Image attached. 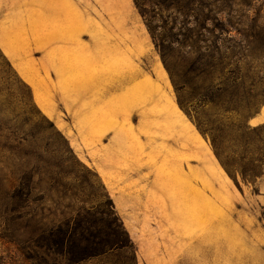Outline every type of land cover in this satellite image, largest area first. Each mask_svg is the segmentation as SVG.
Returning a JSON list of instances; mask_svg holds the SVG:
<instances>
[{"label":"rangeland","instance_id":"374dc122","mask_svg":"<svg viewBox=\"0 0 264 264\" xmlns=\"http://www.w3.org/2000/svg\"><path fill=\"white\" fill-rule=\"evenodd\" d=\"M0 111V264H264V165L211 144L264 163V0H0ZM106 195L128 249L69 261Z\"/></svg>","mask_w":264,"mask_h":264},{"label":"trees","instance_id":"16d2710c","mask_svg":"<svg viewBox=\"0 0 264 264\" xmlns=\"http://www.w3.org/2000/svg\"><path fill=\"white\" fill-rule=\"evenodd\" d=\"M1 56L6 59L2 53ZM6 62L8 67L12 69L9 61L6 60ZM5 79H7V81H11L9 76ZM25 86L28 89V102H33L31 90L27 85ZM197 126L202 133H206L200 127V124ZM11 132L13 135L21 137V140L18 143L19 145H21L23 141H27L30 136L21 126L17 125H14V127L11 128ZM211 144L222 167L231 176L233 175L232 170L235 167H238L240 168V172L244 180H252V177H254L257 172L256 168L260 167V165H264L262 159H253L251 160V164L254 165V169H245V167H242L241 163H237L230 159V154L227 151L228 149L219 141L217 137H211ZM91 198L92 197H90L89 200H93ZM106 198L107 204L110 205V208L107 209L109 213L105 212L106 207L102 204L103 200L98 199V197L95 198V201L98 203L96 206L86 207L85 205H82L72 209L66 206L64 207L66 209L65 214H70L69 216H71L70 218L73 219L74 222H66L65 224L61 223V225H59L58 244L61 247L64 256L69 261L80 263L87 259L99 258L117 253L122 249H128V246L124 243L126 237H128L126 231L123 230V233L116 231L113 224H109L104 221L105 217H110L115 214L112 200L108 197V195H106ZM85 202L87 203L88 200ZM91 202L92 201H90L89 204H91ZM102 227H105V229L101 231ZM134 258L135 254L133 253V259Z\"/></svg>","mask_w":264,"mask_h":264},{"label":"crops","instance_id":"0c3cea01","mask_svg":"<svg viewBox=\"0 0 264 264\" xmlns=\"http://www.w3.org/2000/svg\"><path fill=\"white\" fill-rule=\"evenodd\" d=\"M260 122V121H259Z\"/></svg>","mask_w":264,"mask_h":264}]
</instances>
